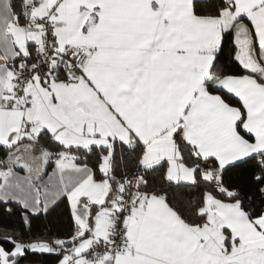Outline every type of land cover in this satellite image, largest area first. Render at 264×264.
Instances as JSON below:
<instances>
[{"label":"snow or ice","instance_id":"snow-or-ice-1","mask_svg":"<svg viewBox=\"0 0 264 264\" xmlns=\"http://www.w3.org/2000/svg\"><path fill=\"white\" fill-rule=\"evenodd\" d=\"M0 264H264V0H0Z\"/></svg>","mask_w":264,"mask_h":264}]
</instances>
